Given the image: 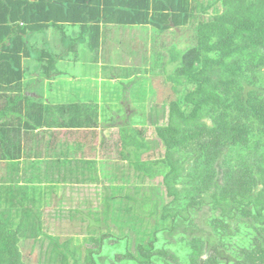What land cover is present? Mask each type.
I'll return each mask as SVG.
<instances>
[{"label":"trees","instance_id":"trees-1","mask_svg":"<svg viewBox=\"0 0 264 264\" xmlns=\"http://www.w3.org/2000/svg\"><path fill=\"white\" fill-rule=\"evenodd\" d=\"M103 19L151 24L150 36L160 39L157 46L153 40L152 54L143 50L147 55L135 61L101 63L109 79L135 75L123 92L146 69L157 74L151 65L172 66L166 87L157 90L161 95L167 88L170 99L156 113L151 107V141L144 113H126L125 102L121 116L90 99L42 102L43 79L26 75L27 58L42 62L39 72L49 80L61 79L56 67L62 59L108 61L109 43L114 48L123 40L98 41ZM60 21L86 22L72 27L83 32L81 39L63 33ZM49 31L62 36L55 40ZM84 69L73 67L74 77L82 78ZM165 112L166 122L157 125ZM104 126L116 129L111 144L118 160L97 135ZM51 128L88 130L100 153L94 146L96 158L82 150L78 156L82 142L55 140ZM102 156L106 163L97 159ZM21 158L27 161L21 178L0 182V264H264V0H0V162H10L13 171ZM68 164L89 170L101 188L95 197L102 215L93 211L91 218L106 232L86 237L89 243L52 236L36 204V195L56 183L35 185V175L57 171L63 183H75L60 170ZM80 204L60 220H79ZM128 210L139 220L128 218ZM128 237L134 239L124 251L112 258L103 252L104 238Z\"/></svg>","mask_w":264,"mask_h":264},{"label":"rangeland","instance_id":"rangeland-1","mask_svg":"<svg viewBox=\"0 0 264 264\" xmlns=\"http://www.w3.org/2000/svg\"><path fill=\"white\" fill-rule=\"evenodd\" d=\"M150 26L151 24H145L139 21L136 26H129V27L123 26V27L117 28L116 30L110 27L111 33L114 35L112 37H117V39H122L123 41L121 42H123V44L121 45L120 42L115 41L113 43L115 47L113 48L112 42L109 41L110 42L109 43L110 53L108 55V61H101V63L108 64L114 61L116 57L118 59V62L120 63H126L128 61H129L128 63H130L132 61H135L137 58L136 56L138 55L146 56L147 55L146 52L152 54L150 49L153 46V43H152L153 40H154V44L157 46L160 44V39L155 38V37L152 38L150 36ZM51 41L52 39L49 40L50 43ZM116 45H119V49L117 48L118 46ZM59 47H60L59 44L54 45V48L57 50H59ZM143 50H145L146 52ZM109 56L112 57V59H110ZM29 59H36V58L26 59V61H29L28 63H26L28 67V71H25L26 75L37 74L41 76V78L43 79L41 75L43 73L40 74L39 72L40 70H42L43 63L42 62L39 63V62H36L35 60H29ZM62 60L65 61L64 59ZM58 63L59 64L56 67V69L58 71H61L63 74L60 75L61 79H58L56 77L55 79H52V80H49L48 78H44V82H46L50 86L59 85L67 78L74 77L77 75L76 73H78L76 70L71 71L73 70V68L71 67V65L68 64V62L67 63L58 62ZM150 63H151L150 61L144 62V65L145 66L150 65ZM22 66L25 68V65H22ZM151 67L155 72H157V74L151 75V73H149L150 70L146 69L147 72L139 75L138 78L134 81V83L125 84V92L122 91L121 87H123L124 83L132 81L135 75L129 78L111 80L112 83H115L113 86H111L112 87V91H111L112 99L108 100L109 97H107V99L104 102L107 104L108 108L112 109L114 112H117L118 115L121 116L123 113V108L121 105H123V102H125L124 100L126 97L125 95H127L128 101L125 103V106L123 105L125 108V112L129 110L128 112L132 113L133 110L131 108H134L136 113H141V112L144 113L143 122H145V124L147 125L146 137L148 138V141H151L150 138L154 137L151 133V131H154L153 129L154 126H153V123L151 122V120L153 119L152 118L153 109H151V107H154V112H155L156 109H160L161 105L163 104L162 101H164L165 99L166 100L170 99V94L167 88H166L167 92L161 95H158L157 90H161L164 87H166L164 83L165 80L167 79L166 74L168 73V70H170L172 66L168 64L166 68L164 69H160L159 67L155 69L152 65ZM74 68L78 70L79 66L74 65ZM90 68L91 69L84 70V74L82 75L83 77L80 80H82L83 78L89 80L88 83L86 82L82 83V84H85L86 86H89L91 83H93L94 85H98L100 82L99 80L102 77V72L99 71L100 65L92 64ZM78 84L80 86V82H78V78H74V80L72 81V84L70 85L73 87H76ZM103 85L104 83L101 85L100 93L103 92ZM104 87H105L104 91H108V88L106 86ZM58 90H55L54 92H57ZM70 90H68L67 92L70 93ZM105 108L106 107H103V110H105ZM166 117H167L166 112L163 115H159L157 118L156 124L160 125L162 123H165ZM131 119L133 122V120L135 119V115L131 117ZM135 125L139 126V124H135ZM112 131H116V129ZM254 151L256 150H253V152ZM26 166H27V161L21 158L19 160V163L17 164V167L26 168ZM11 168H12V164L10 162H6V163L0 162V182L4 180H11V178L14 177L15 174L17 175L16 177L19 176V178H17L18 180L21 178L22 176L21 171L20 170L10 171ZM64 168L65 167H61L60 170L65 173L66 177H70L71 181H76L80 184H83V185L85 184V185L80 186L81 188L77 189L78 190L77 193L75 191V187L70 189V188H62L61 186H54L51 191L46 186L45 187L46 193L42 192L36 195L37 197L36 204L37 206H39V211L44 213V217H43V219H45L44 224L46 226L48 224V231L54 237H56L54 233L61 234V235H71L73 236V239H76L77 237H83V239L78 241L76 244L85 240L86 237L88 236L97 235V233L100 235H103L106 232V229H105L106 225L104 224L105 225L104 227L101 224H99L97 220H95L96 217L91 218L93 211L98 216L102 215L101 210L99 208L102 202H100L99 199L95 197V189L101 190V188L100 187L98 188L97 186L98 184L97 185L94 184L95 182L91 176V172L88 173V171L83 169L84 172L80 173V171L76 170V168L74 169V167H72L73 168L72 171L69 172V171H66ZM53 174H56V173L52 171L40 172L35 175V181L39 183H46V184L56 183L57 178H55ZM77 175H81V176L77 178L76 177ZM67 180L69 181V179ZM157 180L159 181V177L155 178V181ZM57 189H58V192H57ZM70 190L72 192H69ZM61 191L65 192L64 198L68 200L66 203L60 202L59 192ZM203 197L207 199L205 195ZM86 200H89V202H87ZM70 202H73V203H70ZM79 203H81L79 208L81 211H83V212H80L76 210L78 211V215H79L77 217L78 218L80 217L79 220L74 219L73 221H70L68 220L66 216L64 220H60L61 216L64 217L65 214H69V212L71 211L69 209H71V207L76 206ZM59 204L61 205V209L64 210L63 212L56 210V209H60V208H56L58 207ZM67 206H71V207L68 208ZM46 209L48 210L46 211ZM128 212L130 216H128ZM55 216L57 217L52 218ZM126 216L135 221L139 220V219H136L138 217L134 216L133 213L129 210L126 213ZM45 225L44 227L46 228ZM74 234L76 235L74 236ZM94 237L97 238V236H94ZM104 239H105V244L107 243V245H105V247L102 250L104 253L109 252L107 257L111 256L112 258L113 253L122 252L124 251L125 248L131 246L132 240L134 238L128 237L125 240H122V241L115 240L112 243L106 241L107 238H104ZM93 242L94 241H91L90 243H93ZM85 243H89V241H86ZM178 251H179L178 252L179 258L181 259V261L182 262L186 261L185 259H187V253H186L187 248H185L184 246H181L180 249H178ZM80 252H83V249H81ZM33 253L36 259L37 252H33ZM93 258L94 259L96 258L94 254H93ZM104 263H110V262L108 259L107 260L101 259L99 260V262L97 261V264H104ZM122 263L129 264L125 262H121L119 264H122ZM130 263L134 264V262H130Z\"/></svg>","mask_w":264,"mask_h":264},{"label":"crops","instance_id":"crops-1","mask_svg":"<svg viewBox=\"0 0 264 264\" xmlns=\"http://www.w3.org/2000/svg\"><path fill=\"white\" fill-rule=\"evenodd\" d=\"M71 10L73 11V12H71V16H74L76 18V20H78L79 14L78 13L74 14L75 9H71ZM84 12L87 13L88 15H91V13H90V11H88V9L87 10L85 9ZM60 15L63 16L64 15L63 12H60ZM82 19H84V18H82ZM60 22L61 23H59V24H61L63 26V29H61L63 31V33L69 34V35L75 34L76 36H78L77 40L81 39L80 37L83 35V32L82 31L80 32L77 29L72 28V27H78V26H82L81 24H87L86 22H77V23L71 22L70 24L68 22H63V21H60ZM99 24H100V34H99V38H98L99 42L100 41L102 42V39L103 40H106V39L116 40L117 37H112L114 35L111 33V28H114L116 30L117 28L125 26V25H122L118 22H115V23L108 22L106 19H103V21H101ZM69 27H71L70 30H69ZM125 27H129V26H125ZM51 35L56 37V38H54L55 40L60 39L59 37L62 36V34H59V35H61V36H59L57 32L53 33L51 31H49V36H51ZM89 36L90 35L88 33L86 35V37L88 38ZM107 41H109V40H107ZM78 47H81V46L79 45ZM61 48L62 47L60 46L59 49H61ZM58 62H61V63H63V62L67 63L68 62V64L71 65L72 68L74 67V65L75 66H82L85 68L84 70L91 69L90 66L92 64L100 65L99 71L102 72V77L99 80L100 82L98 85H94L93 83H91L89 86H86L85 84H82V83L83 82L88 83L89 80L84 79L83 81H81L80 80L81 77L78 76L76 78H78V82H80V86H79V84L76 87H73L70 85V84H72V81L74 80L75 77L67 78L66 80H64L59 85L50 86L46 82H44V78H43V81L40 82L41 94H38L41 97L40 101H42V102L46 101V102H49L50 104H65V103L70 104V103H74L78 100H81V101L87 100L88 101V99H90L93 101V103L97 101L98 104H103L105 102V100L107 99V97H109L108 100L112 99V92H111L112 87L111 86H113L115 83H112L111 80H113V79H109L108 76H105V74L103 73V68L101 66V60L99 62L93 63V62H90L86 56H83L81 58L76 59L75 61H73L72 58L69 57L65 61L59 60V61H57V63ZM71 71H73V70H71ZM103 83H104L103 92L100 93L101 92V90H100L101 85ZM104 86H106L108 88V91H104V88H105ZM55 90H58V91L54 92ZM68 90H70V93L67 92ZM30 94H34V93L32 92ZM125 96H126L125 97V99H126L125 103H126L128 101V99H127L128 96L127 95H125ZM131 109L133 110L132 113H129L128 112L129 110H127L126 113H129L131 115L136 113L134 108H131ZM43 129H44V127H43ZM99 129H100V131L97 130V135H98L99 139L101 138L103 141H105L111 145V146H106V149L109 150V152H107V153H113L115 160H118V158L116 159L117 155L115 154V153H117L115 151L116 148H115L114 144H111L113 142V140H115L117 138L116 132L112 131V130H114L113 128L108 129V128H106V126H104V129H102L101 127ZM51 130L53 132V136H54L55 140L59 139L60 141H62L64 143H68L70 145H75L77 141H81L82 143L80 145L78 156H81V152H80L81 150L86 153L84 156H86L88 158H96V155L100 153V150L96 145V143H99V140L95 141V138L92 135V133L88 132V130H86V129L51 128ZM94 146L96 148V155L95 156L92 155V151H93L92 147H94ZM58 148H59V146H56L55 151H58ZM42 150L43 151L45 150L44 146L42 147ZM97 159H101V161H100L101 164L106 163L104 161L103 156L99 157ZM43 165L46 166V163H44ZM72 169H73L72 165L68 164V168L66 169V171L70 172V171H72ZM18 170H20L21 174L23 175L27 169L25 167H23V168H18ZM43 171H44V169L42 170V172ZM47 171H49V170H47ZM53 172L56 173L53 175L55 176V178H57V182H56L55 186H61L62 188H70V189L75 187V191L77 193V191H78L77 189L81 188L80 186L85 185V184L84 185L80 184L76 181H74L75 183H70V182L63 183L65 180L61 179V177L58 176L60 174L57 171H53ZM80 176L81 175H77L76 177L78 178ZM64 177H65V173H64ZM21 181H23V179H21ZM41 184L46 185V183H39V182L35 181V185L41 186ZM57 192H58V189H57ZM69 192H72V191L70 190ZM44 193H46V192H44ZM59 196H60V202L66 203L68 201L67 199L64 198L65 197L64 191L59 192ZM77 198H79V197H77ZM70 203H73V202H70ZM67 207L70 208L71 206H67ZM73 207H75V206H73ZM47 210L48 209H46V211ZM42 217H44V213H42Z\"/></svg>","mask_w":264,"mask_h":264}]
</instances>
